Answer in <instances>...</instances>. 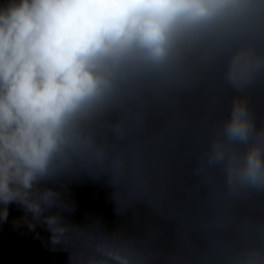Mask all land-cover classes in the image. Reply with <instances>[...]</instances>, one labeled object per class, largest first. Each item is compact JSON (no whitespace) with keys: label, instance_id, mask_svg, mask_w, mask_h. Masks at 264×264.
<instances>
[{"label":"clouds","instance_id":"9594fccd","mask_svg":"<svg viewBox=\"0 0 264 264\" xmlns=\"http://www.w3.org/2000/svg\"><path fill=\"white\" fill-rule=\"evenodd\" d=\"M218 61H225L224 79L236 89L264 73V0H6L0 5V223L17 203L29 230L41 223L53 247L72 246L70 264H150L154 254L117 234L46 214L70 206L41 185L85 171L109 174L130 195L142 194L139 160L129 165L117 142L142 123L146 94L161 96L189 82L194 67ZM194 172L214 187L216 173L222 175L220 199L264 190V127L256 128L243 100L234 102ZM229 228L236 232L230 238ZM203 229L213 233L205 246L170 255L172 264H264V220L222 213Z\"/></svg>","mask_w":264,"mask_h":264}]
</instances>
